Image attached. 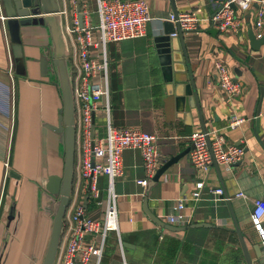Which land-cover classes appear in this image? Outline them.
Segmentation results:
<instances>
[{
	"label": "crops",
	"instance_id": "1",
	"mask_svg": "<svg viewBox=\"0 0 264 264\" xmlns=\"http://www.w3.org/2000/svg\"><path fill=\"white\" fill-rule=\"evenodd\" d=\"M55 1L58 10L62 1ZM146 1L151 20L145 36L107 46L113 123L157 134L162 164L190 146L188 136L201 130L198 112L195 107L188 112L178 110L174 85L164 80L155 39L163 33L164 23L174 10L199 8L198 28L184 32L183 40L204 125L207 131L222 134L227 142L243 146L245 155L240 164L230 168L218 165L220 180L214 164L204 174L190 163L188 152L147 189L148 185L137 182L145 178L140 151L125 149L122 173L115 177L114 189L120 237L130 246L125 247L122 257L114 242L110 251L104 250L102 264H247L227 201L211 191L216 187L228 195L252 264H264V237L251 221L253 200L264 198V43L254 50L248 36L250 31L255 35L256 6L237 9L239 27L220 32L210 17L223 0H173L174 4L171 0ZM260 31L264 36V23ZM50 43L45 25L23 26L20 44L25 75H18L7 28L0 23V264H39L49 231L46 197L39 185L48 173H60L62 168L58 135L46 127L58 121V81L54 74L41 76L38 62ZM173 57L176 77L185 84L187 69L182 53L173 51ZM216 59L243 88L232 98H227L219 86L213 70ZM232 115L244 121L231 128L228 120ZM97 119L103 123L102 118ZM77 180L75 171L73 182ZM200 180L204 186L200 198L194 200L192 194ZM106 183V176L101 175L98 184L103 195ZM238 191L246 197H237ZM178 199H184L183 212L190 217L184 230L163 228L144 210L146 201L151 214L166 223L165 216L175 212ZM88 211L97 217L96 208L89 207ZM255 243L261 248L260 258L253 249Z\"/></svg>",
	"mask_w": 264,
	"mask_h": 264
},
{
	"label": "built area",
	"instance_id": "2",
	"mask_svg": "<svg viewBox=\"0 0 264 264\" xmlns=\"http://www.w3.org/2000/svg\"><path fill=\"white\" fill-rule=\"evenodd\" d=\"M61 1L62 5L53 14L60 17L66 57L71 68L76 115L74 172H77L78 180L73 182L54 264H101L110 231L114 233L123 256L116 205L118 194L114 189V179L122 173L123 151L128 148L140 151L145 178L137 182L142 186L147 185L162 164L159 136L136 127L116 126L111 106L108 43L145 36L147 23L151 20L150 7L146 0H95L97 22L93 23L86 0ZM253 5L256 6L255 37L261 38L264 0H224L220 9L210 17V22L220 32L234 31L239 27L236 10L245 11ZM199 12V8H194L170 13L167 20L174 26L177 23L183 32L194 31L200 21ZM79 15L82 18L81 25ZM5 20L6 17L0 12L1 25L4 26ZM176 35V31L171 33V36ZM213 70L227 98L241 92V84L232 78L221 60H214ZM97 118H102L103 123L96 121ZM243 121L244 118L232 115L228 126L235 128ZM99 126L103 136H98ZM188 139L193 144L188 154L190 163L204 174L210 171L213 159L218 165L230 168L245 155L243 146L227 142L216 130H198L191 133ZM101 175L107 178L104 195L98 184ZM203 186L202 180L196 183L197 190L192 194L194 200L200 198ZM211 191L217 195L223 192L220 187L211 188ZM236 196L246 197L243 191H238ZM89 207L98 210L96 218L90 215L86 217ZM184 208V199L176 200L175 212L165 216V222L174 226L189 225L190 217L184 214ZM251 221L261 237H264V198L253 200ZM262 244L264 246V239Z\"/></svg>",
	"mask_w": 264,
	"mask_h": 264
},
{
	"label": "water",
	"instance_id": "3",
	"mask_svg": "<svg viewBox=\"0 0 264 264\" xmlns=\"http://www.w3.org/2000/svg\"><path fill=\"white\" fill-rule=\"evenodd\" d=\"M224 1V0H223ZM174 4V1L171 0ZM218 6L216 12L220 9ZM0 9L6 17L5 26L9 34L11 42V50L15 62V72L18 75H25V64L20 44V31L23 26L41 24L45 25L50 35L51 46H48L41 53L38 62L41 76H49L54 74L57 77V84L60 90L61 107L58 110L57 124H48L46 127L58 135V141L62 146V168L60 173H48L43 184L39 185L46 197L44 211L50 219L49 231L43 251V256L39 264H54L58 247L61 240L63 219L66 209L69 205L70 195L73 187L74 169H75V151H76V115L73 102L71 68L66 57V46L61 29L60 17L53 12L57 11V3L55 0H0ZM215 12V13H216ZM176 10L173 14H176ZM214 13V14H215ZM79 24H82V18L79 15ZM177 32L176 36H171V33ZM183 31L176 23L175 26L170 21H165L163 33L156 37V47L159 53V58L162 60L164 80L173 83L175 101L178 110L186 112L195 107L201 130L206 131L204 120L201 112V105L198 92L195 86L193 73L190 68L189 58L186 51V46L183 40ZM249 41L254 50L264 43V36L256 38L252 31L248 33ZM173 51H180L183 56L184 64L187 69V81L185 84L176 77V69L172 67L174 61ZM263 94V90L261 91ZM260 110V108H259ZM258 110V112H259ZM258 121L256 126L258 130ZM94 118L92 120L91 131L94 130ZM193 148L191 143L189 147L180 153L166 160L156 171L155 175L148 181L147 189L150 184L155 183L159 176L167 170L172 164L178 161L180 157L185 155ZM216 172L221 178V172L217 162L213 159ZM240 161L233 164L238 165ZM11 175L17 176L13 171ZM221 198L227 201L229 206L235 232L238 235L242 250L244 252L247 264H252V260L248 255L246 244L243 237V232L240 229L237 218L232 210L227 193L222 189ZM87 195H85V202ZM147 202L144 203V210L148 216L159 226L172 231L184 230L186 226H174L164 223L155 217L147 209ZM123 247H129L126 242H122ZM257 258L262 256L259 244H253Z\"/></svg>",
	"mask_w": 264,
	"mask_h": 264
},
{
	"label": "rangeland",
	"instance_id": "4",
	"mask_svg": "<svg viewBox=\"0 0 264 264\" xmlns=\"http://www.w3.org/2000/svg\"><path fill=\"white\" fill-rule=\"evenodd\" d=\"M88 12H89L90 18L92 19V22L96 23L97 22V14H96V11H95V5L92 4L91 2L88 5ZM96 121H98V119H96ZM99 129H100V132L98 133V136H103L104 133L101 131V129H102L101 126H99ZM91 208L94 210L96 207H91ZM89 215L90 214H89V211H88V213L86 214V217H89ZM114 242L116 243L115 237H114V233L110 231V232H108V238H107V241H106V248L105 249L110 251V247H112L114 245ZM124 252H125V247H123V254H124Z\"/></svg>",
	"mask_w": 264,
	"mask_h": 264
}]
</instances>
